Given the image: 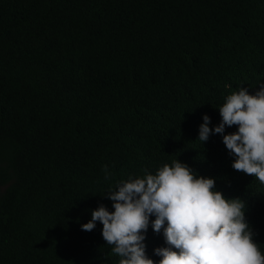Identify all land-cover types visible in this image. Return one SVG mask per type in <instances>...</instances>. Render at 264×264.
<instances>
[{
    "label": "trees",
    "instance_id": "obj_1",
    "mask_svg": "<svg viewBox=\"0 0 264 264\" xmlns=\"http://www.w3.org/2000/svg\"><path fill=\"white\" fill-rule=\"evenodd\" d=\"M259 84L264 0H0V264H118L102 225L81 226L113 211L110 188L175 160L245 203L264 253V185L222 135L198 140Z\"/></svg>",
    "mask_w": 264,
    "mask_h": 264
},
{
    "label": "clouds",
    "instance_id": "obj_2",
    "mask_svg": "<svg viewBox=\"0 0 264 264\" xmlns=\"http://www.w3.org/2000/svg\"><path fill=\"white\" fill-rule=\"evenodd\" d=\"M218 111L221 120L212 129L210 118L202 117L198 140L207 141L210 133L222 135L234 157L232 169L264 185V84L251 95L246 88L232 92ZM233 126L234 133L224 134ZM214 188V179L198 177L175 160L155 174L145 172L110 188L105 195L113 211L100 205L81 230L90 232L99 222L118 264H264V253L245 220V203L226 199ZM152 216L153 232L163 230L167 245L154 249L158 262L147 258L143 243Z\"/></svg>",
    "mask_w": 264,
    "mask_h": 264
}]
</instances>
